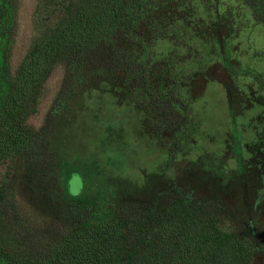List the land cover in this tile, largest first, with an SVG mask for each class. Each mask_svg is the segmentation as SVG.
<instances>
[{
    "label": "rangeland",
    "instance_id": "rangeland-1",
    "mask_svg": "<svg viewBox=\"0 0 264 264\" xmlns=\"http://www.w3.org/2000/svg\"><path fill=\"white\" fill-rule=\"evenodd\" d=\"M70 3L13 0L14 79ZM154 14L140 46L100 45L88 68L61 59L42 83L25 120L37 152L0 162V236L22 255L45 258L109 215L125 221L129 252L164 248L169 221L185 219L256 245L264 264V23L244 0H161ZM163 96L172 105L159 112ZM185 124L198 129L173 155L172 181L169 145Z\"/></svg>",
    "mask_w": 264,
    "mask_h": 264
},
{
    "label": "trees",
    "instance_id": "trees-1",
    "mask_svg": "<svg viewBox=\"0 0 264 264\" xmlns=\"http://www.w3.org/2000/svg\"><path fill=\"white\" fill-rule=\"evenodd\" d=\"M160 1L71 0L67 17L33 47L14 79L4 59L13 29V0H0V162L22 153L37 152V137L26 128L25 120L53 67L61 59H68L88 68V58L98 46L104 45L118 53L121 38L132 46H140L143 26L151 33L157 32L154 13ZM244 2L254 18L264 23V0ZM85 56H88L86 61ZM126 71L130 76L134 73L131 65ZM77 77L79 81L88 78L86 74ZM171 101L170 96H163L152 99V104L159 105L155 108L161 112L160 103H169L170 107ZM197 129L194 124H185L176 131L177 141L169 145L166 178L175 181L173 155L185 147L183 141L189 140ZM74 176H67L71 194ZM167 227L170 239L164 248L129 252L123 219L108 215L88 220L83 228L56 243L45 258L24 256L0 236V264H253L258 252L256 245L214 224L173 219ZM262 245L260 250L264 252Z\"/></svg>",
    "mask_w": 264,
    "mask_h": 264
}]
</instances>
